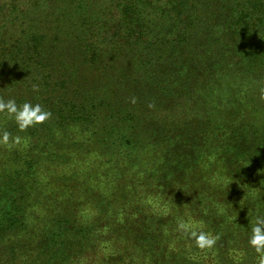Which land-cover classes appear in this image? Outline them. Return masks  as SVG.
Masks as SVG:
<instances>
[{"label":"trees","instance_id":"1","mask_svg":"<svg viewBox=\"0 0 264 264\" xmlns=\"http://www.w3.org/2000/svg\"><path fill=\"white\" fill-rule=\"evenodd\" d=\"M0 98V264H257L264 0H0Z\"/></svg>","mask_w":264,"mask_h":264},{"label":"clouds","instance_id":"2","mask_svg":"<svg viewBox=\"0 0 264 264\" xmlns=\"http://www.w3.org/2000/svg\"><path fill=\"white\" fill-rule=\"evenodd\" d=\"M33 91H38V86L33 85ZM0 114L13 119L20 131L41 124L51 116V113L45 110L40 103L25 101L18 104L15 99L5 100L3 98H0ZM10 140L11 144L21 143L19 136L11 137L8 131H0V144L9 145ZM177 227L188 235L196 248L201 250L213 248L219 238L211 232L194 229L183 221L178 223ZM248 243L257 253V264H264V214L258 213L255 222L251 224Z\"/></svg>","mask_w":264,"mask_h":264},{"label":"rangeland","instance_id":"3","mask_svg":"<svg viewBox=\"0 0 264 264\" xmlns=\"http://www.w3.org/2000/svg\"><path fill=\"white\" fill-rule=\"evenodd\" d=\"M208 259H209V256H208ZM207 261H205V263H206ZM210 262V261H209ZM212 264H216V263H212Z\"/></svg>","mask_w":264,"mask_h":264}]
</instances>
